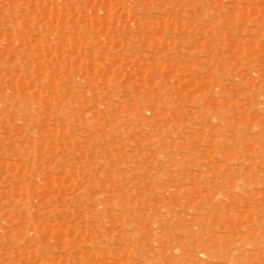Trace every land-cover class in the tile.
I'll list each match as a JSON object with an SVG mask.
<instances>
[{"label": "rangeland", "instance_id": "rangeland-1", "mask_svg": "<svg viewBox=\"0 0 264 264\" xmlns=\"http://www.w3.org/2000/svg\"><path fill=\"white\" fill-rule=\"evenodd\" d=\"M0 264H264V0H0Z\"/></svg>", "mask_w": 264, "mask_h": 264}, {"label": "bare ground", "instance_id": "bare-ground-1", "mask_svg": "<svg viewBox=\"0 0 264 264\" xmlns=\"http://www.w3.org/2000/svg\"><path fill=\"white\" fill-rule=\"evenodd\" d=\"M47 132V131H46ZM42 137H44V136H42ZM39 142V141H38Z\"/></svg>", "mask_w": 264, "mask_h": 264}]
</instances>
